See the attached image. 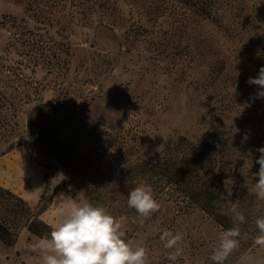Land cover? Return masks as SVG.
Instances as JSON below:
<instances>
[{"label":"rangeland","instance_id":"1","mask_svg":"<svg viewBox=\"0 0 264 264\" xmlns=\"http://www.w3.org/2000/svg\"><path fill=\"white\" fill-rule=\"evenodd\" d=\"M262 66L264 0H216L204 14L196 0H0V160L22 149L42 187L30 204L31 189L0 186V264H41L40 238L26 226L50 231L61 193L126 216L125 239L147 249L148 264H173L163 229L184 237L174 264H214L219 234L235 223L223 214L231 204L218 206L223 226L165 190L141 227L122 169L123 158L150 164L167 142L201 145L208 136L230 139L227 179L238 175L242 185L232 189L245 222L225 264H264L254 244L264 200L253 175L264 99L247 83Z\"/></svg>","mask_w":264,"mask_h":264},{"label":"clouds","instance_id":"2","mask_svg":"<svg viewBox=\"0 0 264 264\" xmlns=\"http://www.w3.org/2000/svg\"><path fill=\"white\" fill-rule=\"evenodd\" d=\"M247 83L257 89L253 99H264V66L255 77H249ZM235 91L236 88L234 94ZM257 151L260 155L255 163L259 165V170L253 174L256 179L254 192L258 199L264 200V147ZM231 195L232 192L227 190L226 196L220 194L219 197L224 200ZM57 205L58 210L49 225L50 234L40 238L33 249L39 252L41 264H148L147 249L125 239L122 229L126 216L116 217L105 206L76 201L63 193L58 196ZM127 206L135 210L137 216L133 222L141 227L161 208L152 187L143 183L129 190ZM223 214H231L235 223L219 234L210 256L214 264H225L230 254L239 247L241 233L238 225L245 222V216L238 210L236 202H232ZM255 224L259 235L255 237L254 244L264 249V216L258 217ZM160 239L164 248L169 250L166 258L174 264L183 255L180 247L183 234L163 229Z\"/></svg>","mask_w":264,"mask_h":264},{"label":"trees","instance_id":"3","mask_svg":"<svg viewBox=\"0 0 264 264\" xmlns=\"http://www.w3.org/2000/svg\"><path fill=\"white\" fill-rule=\"evenodd\" d=\"M214 4L216 0H196V5L203 14L212 10ZM107 140L103 142L110 146L108 141L111 142V139ZM229 141L230 139L226 137H217L214 140L208 136L201 145H195L179 138L173 143L167 142L164 156L153 163L130 162L123 158L122 169L127 172L125 188L129 192L141 183L147 184L152 187L155 198L164 194L165 190L174 189V193L183 195L192 204L225 226L224 218L218 213V206L230 205L237 200L238 197L233 195L232 187L235 185L240 189L242 186L238 175L234 176L235 181L232 185L229 182L230 178L227 179L228 174L234 175L231 173L232 169L228 160ZM227 190L232 192L231 197L220 199V194L226 196ZM92 199L96 200L93 196ZM37 226L31 221L26 228L39 238L50 234L51 230L48 231L45 226L44 230L47 233H39Z\"/></svg>","mask_w":264,"mask_h":264},{"label":"crops","instance_id":"4","mask_svg":"<svg viewBox=\"0 0 264 264\" xmlns=\"http://www.w3.org/2000/svg\"><path fill=\"white\" fill-rule=\"evenodd\" d=\"M1 175L6 176V180H4ZM20 177L23 178L22 181H19L20 183L16 186L10 185V182L17 180ZM40 179V169L36 165L28 163L22 149H18L11 155L3 157L2 160H0V186L9 187L16 194L23 190V188L26 190L31 189L33 192L32 194L27 193V191H24L23 194V197L30 204L34 203L42 192V187H39ZM31 181H34L35 187L31 184Z\"/></svg>","mask_w":264,"mask_h":264},{"label":"water","instance_id":"5","mask_svg":"<svg viewBox=\"0 0 264 264\" xmlns=\"http://www.w3.org/2000/svg\"><path fill=\"white\" fill-rule=\"evenodd\" d=\"M30 154L33 155V151L32 150H31Z\"/></svg>","mask_w":264,"mask_h":264}]
</instances>
